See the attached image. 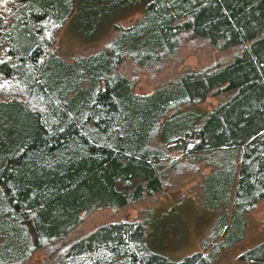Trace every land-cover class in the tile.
Masks as SVG:
<instances>
[{
  "label": "trees",
  "instance_id": "obj_1",
  "mask_svg": "<svg viewBox=\"0 0 264 264\" xmlns=\"http://www.w3.org/2000/svg\"><path fill=\"white\" fill-rule=\"evenodd\" d=\"M139 9L106 50L72 61L50 52V26L71 22L92 42ZM189 35L235 52L135 94L123 64L155 67ZM1 48L0 264L44 248L54 264H214L245 238L264 198V0H0ZM186 161L211 167L203 205L223 212L200 251L173 261L152 250L146 221L68 241L85 215L160 192ZM239 258L264 264V242Z\"/></svg>",
  "mask_w": 264,
  "mask_h": 264
},
{
  "label": "rangeland",
  "instance_id": "obj_2",
  "mask_svg": "<svg viewBox=\"0 0 264 264\" xmlns=\"http://www.w3.org/2000/svg\"><path fill=\"white\" fill-rule=\"evenodd\" d=\"M142 17L143 11L135 10L113 24L105 36L92 42L79 37L71 28V22L62 26H50V52L66 61L96 54L108 48L119 30L131 28ZM234 52L218 50L205 40L189 35L174 56L155 67H139L132 61H127L122 66V72L132 81L135 94L148 95L188 71H201L217 63L227 62ZM2 53L3 48L0 55ZM227 98L228 94L210 95L197 107L203 111L211 110ZM186 117L189 118L186 114L182 115L179 122L183 123ZM173 155L179 157L180 153L173 151ZM211 171V167L202 162L186 161L160 192L122 208H105L85 215L68 241L83 238L110 223L146 221L147 242L151 249L173 261L182 260L201 250L202 241L208 238L214 222L223 213L221 210H208L203 205V179ZM117 186L120 189L126 187L124 182ZM246 217L245 238L223 251L214 264H252L240 260L239 256L264 242V198ZM32 236H36L34 231ZM54 259L51 251L44 248L34 251L23 264H54Z\"/></svg>",
  "mask_w": 264,
  "mask_h": 264
}]
</instances>
